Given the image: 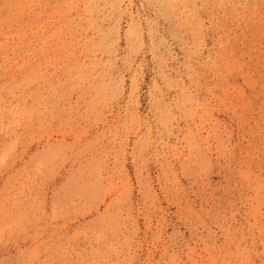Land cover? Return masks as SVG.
<instances>
[{
  "label": "rangeland",
  "instance_id": "1",
  "mask_svg": "<svg viewBox=\"0 0 264 264\" xmlns=\"http://www.w3.org/2000/svg\"><path fill=\"white\" fill-rule=\"evenodd\" d=\"M0 264H264V0H0Z\"/></svg>",
  "mask_w": 264,
  "mask_h": 264
}]
</instances>
